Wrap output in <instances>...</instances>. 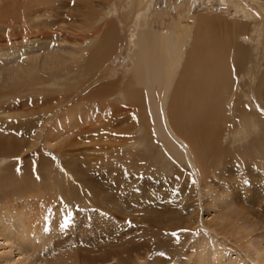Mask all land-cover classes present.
Returning <instances> with one entry per match:
<instances>
[{
	"label": "bare ground",
	"instance_id": "1",
	"mask_svg": "<svg viewBox=\"0 0 264 264\" xmlns=\"http://www.w3.org/2000/svg\"><path fill=\"white\" fill-rule=\"evenodd\" d=\"M125 1L0 0V101L6 100L5 104L0 103L2 105L0 106V158L7 159H4L5 163L0 160V164L8 162V168L15 166L20 162L14 161L15 157L32 149L31 158H39V167L45 168L49 165V170L43 169L37 177L41 181L51 184L53 170L57 168L55 164L59 163L58 165L64 166L65 174L62 175V179L67 184V187H62V185L59 186L55 183L59 190H56L54 198L63 199V205L55 211L54 227L45 218L39 215L31 216L29 215L30 212L26 210L23 212L24 217L19 219L16 224L11 225L6 222L7 213L0 212V235L8 240L20 239L29 248H26V251L41 259H46L51 255L48 261L49 264H105L107 262L108 264H133L141 260L139 258L149 259L148 263L166 264L167 262H174L175 255L173 253L168 254V256L173 257L168 261H162L158 250L166 249L179 253L183 246L188 243L189 238L198 232L201 236L191 244L188 243L189 250L184 255V260L188 261L189 255L195 254L197 264H221L219 259L213 260L212 258V246L217 241L215 236L219 235L217 229H220L221 233L225 235H231L230 228L239 226L238 237L231 236H234L243 248H247L245 243L248 246V241L251 242L252 239L246 238V236L254 231V225H250L245 217L249 216L247 214L251 212L253 204L248 199L242 200L241 203L230 201L225 213L208 220L209 223L215 224V228L204 224L207 232L199 229L196 223L200 221L199 210L202 205L207 211L211 210L210 208L214 210L212 206L214 201L211 195L216 194V190L210 191L208 188L211 180L207 178L208 174L205 170L209 168L207 167L208 159L216 153L217 145L213 138L222 137L221 133L225 135L227 133L225 131L229 132L225 127V125H229L226 117L227 110L224 109L222 102L237 97L240 102V104L237 103V110L240 115L246 110L251 111L246 108V103L242 104L247 96L245 91L242 92L236 89L238 85H235V83L238 81L234 82L231 70L234 69L237 74L238 69L241 70L246 67L243 66L239 54L244 55L246 50L259 48L261 50L260 54L264 56V0H220L227 6H234L236 13H238L237 16L241 14L243 18L239 19L235 18V15L231 16L230 20L226 22L225 31L220 33L219 40H200L203 36L202 31L197 29L191 32L192 30L187 25L181 27L178 35H172L170 32L173 33V31L168 32L167 28L162 29L163 31L161 30L158 34L156 32V36H153L150 32L148 33L152 37L150 39L143 36L147 35L146 33L139 37V34L130 28L129 38L125 34V44L136 45L138 39V41L141 40L139 42L154 46L156 49L158 64L161 67V71L157 72V75L159 74L157 78L158 88L153 95L157 102L167 91L168 85H171L169 83L172 81L175 72L180 71L181 67L184 66L182 64L179 68L181 60L186 57V61L183 59L185 66L178 74V80L171 82L174 84L172 86V89L173 87L174 89L171 91L173 96L171 93L168 94L172 97L170 99L169 96V100L173 101L170 104L168 99L166 100L167 105L169 103L170 112H168L169 109L166 110V113H168L162 123L168 129L166 131L167 135L171 137V143L178 144L180 149L178 153L182 154L183 158L185 157L191 169H193L192 162L194 161V170L196 166L200 183L197 181L195 183L191 179L193 177L185 173L184 170L186 169H183L185 166L180 167L178 165L180 162L177 163V168L171 167L170 173L166 174H162L159 168H154V164L163 156V152L159 147L164 142L156 141V132L152 121L144 120V97H141L142 94L137 90L119 89L115 91L114 98H110V96L109 99L121 105L112 107L109 105L110 103L108 104L109 99L103 93L110 86L108 82L109 84H106L109 86L104 83L100 84L99 88L90 90L89 94L86 95V99L97 93V91H101L100 102L104 98L106 102L97 109L99 112L97 110L96 112L100 113L102 110L100 113L102 114L103 109H106L112 111L113 117L126 115L127 118L135 121L130 132L142 126L143 132H146L147 143L148 141L151 142L147 144L149 145L148 150L144 153L135 151L120 152L122 144L136 141L134 136L130 139L125 137L129 129L126 133L122 132L121 136L118 135L115 140L110 139L111 142L107 140V144L97 143L96 141L93 148L96 153L100 154L97 156L101 158L97 159V163H106V154L102 153L105 151L108 157H111L110 153L113 154L112 158L115 165L109 166L111 167L109 172L112 176L107 175L104 183L102 181L99 182L101 184L98 182L94 184L88 180L89 178L74 177L77 174L76 170L79 167V162L83 158L79 157L75 163L69 164L67 160L59 162L57 158L52 157L56 156L58 152H61L63 156H77L74 151L77 152L81 143L78 136L90 130L84 124L92 118L90 117L92 105L91 107L89 105L85 106L86 109L81 107L84 101H86V105L88 103V100H83L82 97L71 104L72 100H76L78 95L74 91L75 84L64 82L75 79L69 76L71 73L77 72L80 57L84 55V51H87V49H83L87 45H91L89 43L94 42L96 44L94 50L100 47L101 50L109 49L114 43L116 45L117 38H120V35L117 37V31H120L118 28L121 27L123 31H126L132 25L136 29L138 27L146 29L147 26L152 27L154 25L152 21L147 22L148 15H146L150 10L149 7L154 3L153 0H130L128 10H124ZM68 4L70 6L67 8ZM98 4L101 6L100 11L96 8ZM97 7L99 8V5ZM119 9H122V12H118ZM114 12L118 13L116 17L120 24H115ZM140 18L141 21H146L145 25L140 24ZM155 22L157 23V21ZM188 37H191L192 41L191 47L187 50L185 49V40ZM120 40L121 38L118 43ZM245 43L247 44L244 48ZM91 53L93 56L95 51H91ZM166 54L168 56L167 65L163 63L162 59ZM154 56L156 58V55ZM178 68L179 70H177ZM259 68L260 65L257 66V69ZM247 70V73L242 76L248 79L251 71L249 72V67H247ZM178 75H175V77ZM235 78H238L237 75ZM249 78L251 80L253 76ZM64 79L65 81H63ZM259 85L260 83L257 84V88L261 89ZM71 92H75L76 96H72ZM249 93H253L251 89ZM25 95L27 96L26 100L22 99ZM89 109L91 110L89 111ZM137 109L139 117L135 120L132 116ZM251 115L255 116L258 121L252 117L253 121H250V126L253 129L257 128L255 131L261 128L263 132L261 136H264L263 126L258 125L263 124L264 120L255 113ZM95 117H97V114ZM20 118L22 119L18 121ZM113 119L117 120L118 118ZM121 120L124 121L123 118ZM239 122H237L239 125L236 130L230 127L232 130L229 133H232L234 141L231 139L230 142L225 143L226 150L232 146L235 140L246 139L249 136L248 133H251L247 121L241 120ZM115 134L117 135V133ZM29 135H31V138H25ZM59 138H62L61 141L58 140ZM222 140L224 141L223 138ZM53 141L55 142L51 145ZM66 141L67 143H65ZM261 142L263 144L260 145L264 148V141ZM38 147L41 148L38 149ZM50 147H53V149L49 152ZM46 150L49 155H47ZM27 155L25 154L23 158ZM227 156L226 153L224 161L221 159L223 157H220L219 164L217 163L218 166L222 168L228 166L223 164L229 159ZM29 159L28 157L25 160V171L27 173L28 170L29 176H33L31 170L37 172V167L30 168V165L28 166ZM168 162H171V160ZM94 163L96 167L97 163ZM94 163L92 162V165ZM235 163L241 164L240 161ZM243 165L246 170L251 166V162L248 161ZM73 168L75 174L72 171ZM129 168H134V173L129 171ZM98 173H103L102 169ZM223 174L224 172L221 169L218 170L219 176ZM166 175L169 176L170 180ZM32 176L31 178H33ZM98 176L102 177L103 175L99 174ZM186 176L189 179L188 181L185 179ZM120 178L123 180H120ZM179 182L181 184H176ZM45 185L48 184H35V189L33 188L32 192L29 193L40 191L44 189L42 186ZM221 195L218 194L216 199L220 201L218 205L222 207L225 205L222 203L225 199ZM241 198L243 199V197ZM228 201L226 200V202ZM76 202H83V204L80 207H75ZM98 218H102L104 223L109 222L107 226L110 231L109 235L104 229L97 230L98 227L94 220ZM87 221L90 222L86 227L88 231L83 233L85 229L78 227L83 226ZM132 221L141 224L139 228H145L144 223L147 226V231H149V233H145L153 234L154 247L151 255H149L151 257L145 258L131 253L126 237L132 228L126 226H129L127 225L129 222L132 224ZM77 229L80 232L78 238L75 236ZM42 230L49 233L48 246H42L34 238ZM53 230L64 232L62 238L58 240L59 243L64 242L61 246L64 249L63 251L57 250L55 247L56 232H53ZM96 233L103 234H100V236H107V245L102 248L96 246L94 239ZM29 235H33V237ZM162 236H165L167 240L164 241ZM222 238V241H218L220 247L223 246L224 242L229 241L224 236ZM101 240L105 239L101 238ZM231 244L237 247L234 243ZM72 245L76 246L75 251L68 252L69 254L62 253ZM137 246L149 247L146 242H139ZM150 246H152V242H150ZM252 247L253 249L250 248L249 252L246 253L247 255L243 257L239 253V256L232 261H239V264H264V250L258 249L259 246L256 247L255 244H252ZM243 248L240 247L239 249L243 250ZM88 251H90L89 254H87ZM134 258H136V261ZM227 264L232 263L230 261Z\"/></svg>",
	"mask_w": 264,
	"mask_h": 264
},
{
	"label": "rangeland",
	"instance_id": "2",
	"mask_svg": "<svg viewBox=\"0 0 264 264\" xmlns=\"http://www.w3.org/2000/svg\"><path fill=\"white\" fill-rule=\"evenodd\" d=\"M125 2L126 4L124 5V10H128L129 9L128 4H130L131 1L126 0ZM152 2H154L152 4L153 7L152 6L149 7L150 10H148V13L146 14L148 15L147 22H150V21L154 22L153 23L154 25L152 27L147 26L146 29L142 27H138L136 29V27L132 25L133 27L129 26L126 29V31L125 30L123 31L121 27L119 26L120 28H118V30L120 31H117V37L118 35H120L121 40L118 43L120 39L118 37L116 41V45L114 43L113 44L114 46L112 45L109 49L101 50V47H100L94 50L96 48V44H94V42L89 43L91 45H87L83 49V50L87 49V51H84V53L82 52L85 56L82 55V57H80V62H79V67L77 68V72L73 74L71 73L70 76L68 75L69 77H74L75 79L67 80V81H65V79L63 80L65 81L64 83H67V84L74 83L75 84L74 91H76L78 95H77L76 100L75 99L72 100L71 104L76 102L79 98L82 97L83 100H88L87 101L88 103L86 105V101H84L82 103L83 106L81 107L85 108V106H88V105L91 107L92 105V113L90 117H92L93 120H91L92 119L91 118L90 119L91 121L89 120L87 121L86 124H84V126L86 128H89L90 130L82 134H79L78 136L80 138L79 141L81 140L80 141L81 143L78 146L77 152L76 150L74 151L77 154V156H68V155L63 156L61 152L56 153V156H52L54 158H57L59 162H61L62 160H67L69 164L75 163L79 157L83 158L85 162L83 161V159L82 160L80 159L82 162L81 161L79 162V167L76 170L77 174H75V169L74 168H73L74 170L72 169V171H74V174H75L74 177H86L87 179L89 178L88 180H90V182L95 184L97 182L99 183L102 181H103L102 183H104L105 177L107 175H111V173L109 172L110 168L115 165V162L113 161V158H112L113 154L110 153L109 155L111 157H108V154L105 151L102 152L106 154V161H105L106 163H103V164L101 162L97 163V159H101V158L98 157L100 154L96 153V151H94V148H93V146L96 144V141L97 143L107 144V140H109L108 142H111L110 139L115 140L118 135L121 136L122 132L126 133V131H128L129 129V131L125 134V137L130 139L132 136H134V138H136V141L129 142L127 144H122L120 147V152H127V151L134 152L135 151L137 153L138 152L144 153L145 151L148 150L149 145L147 144L151 142V141H148L147 143L146 132H143L142 126L130 132V129L134 125L135 121L130 120L129 118H127L126 115H124L123 117L121 115H117L113 117L114 114L112 113V111L111 110L108 111L106 109H103L102 114H100L102 110L100 113H98L99 111L97 109H99V107H101L106 102L104 100L105 99L104 97H103L104 99L101 101L102 103L100 102L101 99H99V96H101L100 95L101 91L99 92L97 91V93H95L94 95L86 99V95L89 94L90 90L92 91L94 88L97 89V87L100 84H104V83L106 84L109 82L110 84L109 83L108 84L110 86L106 84V86H109V87L103 91L104 96H106V98L108 99L110 96H111L110 98H112L114 96L115 91L119 89L137 90L139 91L140 94H142L141 97L142 96L144 97V100H145L144 101L145 106L143 107V111L145 113L144 120L152 121L153 128L156 132V141L164 142V144L162 145L160 144V147H159L163 152V156L161 157L160 160H158L157 163L154 162L155 163L154 168L157 167L161 170L162 174H166V173H170L169 170L171 169V167L177 168V163L180 162L181 165L180 164L178 165L180 167L185 166V168H183V169H186L184 170L186 171L185 173L190 174L191 177H193L191 179L194 180V182L197 181L198 183H200L199 173L196 171L197 170L196 166L194 170V161L192 162L193 169H191V166L188 165L189 162L185 159V157L183 158L181 156L182 154L180 155V153H178L180 152L178 144L171 143V137L167 135V131H166L168 129L166 126L165 128L162 123V121H164V117H166L167 113L170 112L169 103L171 104V102L173 101V100H169V96H170V99H172L171 91H173L174 89V87L172 89V86H174V84L171 82L178 80L179 78L178 74H180L183 67L185 66L184 62L186 61L185 60L186 57L183 58L185 61L183 59L181 60L179 68L182 64H184V66L181 67L180 71L175 72V75H178V76L175 77L174 75L173 79L174 78L175 79L174 80L172 79V81L169 83L171 85H168L167 91L165 92L162 98L159 97L160 100L157 102L153 95L156 93L155 91H157L156 89L158 88L157 78L159 74L157 75V72L159 73V70L161 71V67L158 64L159 60H158V55L156 53V49L154 46H151L149 44H144L143 42H139L141 40L138 41V39H137L136 45L125 44L124 43L125 34H127L129 38L130 36L129 30L131 28L135 30L137 34H139V37L146 33L147 35H143V36H147L148 39H150L152 37L148 33L151 32L153 36H156V34H158V32H161L162 29L165 30L167 28L168 32L173 31V33L170 32L172 35H178V32L181 31V27L183 28V26L187 25L192 30L191 32H194L197 29H200V31H202L203 36H202V39L200 40H203V41H211L210 39L219 40L221 37L220 33L225 31V28L227 25L226 22L230 20V17L235 15V18L242 19L243 16L241 14L237 16L238 13H236L234 6H231V5L227 6L220 0H153ZM98 5H99V8L97 7ZM98 5L96 6V8L100 11L101 6L100 4ZM69 6L70 4L67 5V8ZM118 12H122V9H119ZM117 14H118L117 12H114L113 14L114 19L116 20L115 24L116 23L120 24L117 21V17H116ZM139 20L141 21V18ZM155 21H157V23ZM141 22H140L141 25L146 24V21H141ZM225 38L227 39V37ZM185 41H186L185 49L188 50V48L191 47L192 39L191 37H188L186 38ZM246 44L247 43L244 44V48ZM248 44L253 45L250 43ZM140 46L141 48L138 49V47ZM259 46L262 47L261 45ZM259 50H260L259 48H255L251 50L249 49L248 51L247 50L245 51L244 55H241V53H239L240 60L243 62V66L245 65L246 67L241 70L238 69L237 74L234 71V69L231 70V73H232L231 75H233L234 82L236 81L239 82V83L238 82L235 83V85H238L236 89H239V91H242V92L245 91V94L247 96L246 100L243 101L242 104L246 103L247 105L246 108L250 109L251 111L246 110L243 112V114L240 115L239 111L237 110V103L240 104L237 97H233L230 101L226 102L225 100L222 102L224 109L227 110L226 117L228 118L227 122L229 123V125L227 126L225 125L226 129H228L229 132H231L230 130H232V128L230 127H233L234 130H236L240 123L239 121L245 120L249 124L251 133L250 132L248 133L249 136L246 139H243L241 141L235 140V142L232 144L230 148H228V150L225 149V143L227 144V142L228 141L230 142L231 139L232 141H234L233 140L234 137L232 136V133L225 131L227 132L226 133L227 135L226 134L224 135V133H221L222 137L218 136L217 138H213V141L217 145V149H216L215 155L213 157L211 156V158H209L207 161V164H208L207 167H209L210 169L208 168L207 170H205V172L208 174L207 178L211 180V182H209L208 184V188L210 189V191L216 190V194L211 195V198L214 201L212 202V206L214 210L210 208L211 210L208 209L209 211H207L206 209H204L203 205L201 206L199 210L200 211V221L199 223H196V226L199 227V229L206 231L204 224H207L211 228H215L216 227L215 224L209 223L208 220L215 218L222 213H225L226 209L229 207L230 201L233 203L234 202L241 203L242 200L248 199L253 204V208L251 212H248L247 214L249 216L245 217V219L248 220V223L250 225H254V231L249 233V235L246 236V238L252 239L251 242L248 241L249 243L248 246H247V243H245V246L247 248L245 247L243 248L239 244V241L235 238L236 236L238 237L237 232H239V226H234L230 228L231 230L229 229L231 231L230 234L235 235V237L231 235H225L221 233L220 229H217V232L219 235L215 236L217 238V241L214 242L212 246V255H213L212 258L213 260L219 259L221 261V264H224V263L227 264L230 261L232 264H239V261H232V260L236 259L239 256V253L243 257L244 255H247L246 253L249 252V249L250 248L253 249L252 244L253 245L255 244L256 247L259 246L258 249L264 250V148L260 145V144H263L261 141L262 140L264 141V136H261L263 134L261 128L255 131L257 128L253 129V127L250 126V121H253L251 119L252 117L253 119L257 120L255 116L251 115L252 113L257 114L258 116L262 117V120H264V84H263L264 83V56L260 54L261 50L260 51ZM91 51H95V53H93L94 57L92 56ZM154 55H156V58ZM167 58H168L167 54L166 56L164 55V57L162 58L163 63L165 65H167L166 62H168ZM254 58L258 60H255ZM155 61L157 64L155 63ZM256 65L257 66L260 65V68L257 69ZM247 67H249V72L251 71L249 73L250 76L248 74L247 75L249 77L253 76L251 80H249L250 78L248 76H247L248 79L242 76L244 73H247L248 71ZM179 68L177 70H179ZM236 75L240 80L238 78H237L238 80L235 78ZM221 76H222V72H221ZM258 83H260L259 87L261 89L257 88ZM168 89L170 90V92ZM250 89L253 92L252 94L249 93ZM262 90H263V93H262ZM235 92L236 91L234 90V93ZM168 93L169 94L171 93V95H169ZM71 94L72 96H76L75 92H71ZM225 94L227 95V93ZM96 96H98V98H96ZM26 97L27 96L25 95L22 99L26 100ZM94 98L95 100H93ZM234 98H236L237 100H235ZM97 99H99L98 102H96ZM167 99L169 101L168 105L166 101ZM110 101L112 100L109 99L108 104L110 103L109 105H111L112 107H119L121 105L118 102L116 103V101L115 102L114 101L110 102ZM0 103L2 105L5 104L6 100H2L0 101ZM90 110L91 109H89V111ZM96 110L98 112H96ZM166 110H168L167 113H166ZM134 112L136 114L133 113V116L132 114L131 116L136 120L137 117H139V113H138L139 111L137 109ZM95 113L97 114V117H95L96 116ZM161 113L163 114V116ZM113 118H116V119L118 118V119L114 120ZM122 118L124 119V121L121 120ZM21 119L22 118H20L18 121H20ZM146 119H150V120H146ZM237 122L239 123L237 124ZM258 125H261L264 128V123L258 124ZM115 133H117V135ZM14 134H16V132H14ZM25 138L27 139L31 138V135ZM222 138L224 139V141L222 140ZM61 139L62 138H59L58 140L61 141ZM54 142L55 141H53L51 145H53ZM65 143H67V141ZM37 145H36V148H37ZM39 148L41 147H38V149ZM38 149H33V150H38ZM49 149H50L49 150L50 152L53 149V147H50ZM31 150L32 149L26 151L20 156H16L14 161H20V162L19 164L15 166L8 168V162L6 164H0V212L7 213L6 222L11 225L16 224V222L19 219L23 218L24 217L23 212L26 210L30 212L29 215L31 216L39 215L45 218V220H48L51 226L54 227L55 216H56L55 211L59 210V206L63 205V199L54 198V195L56 194V190H59L55 186V183L59 186L62 185V187H67V184L62 179L63 178L62 175L65 174L64 166L62 167V165L60 166L58 165L59 163H56L55 165L57 166V168L53 170V174H52L53 178L51 180V184L48 182H43L37 176L39 173H41L43 169L49 170V165H47L45 168L39 167V158H33V157L31 158V155H32ZM49 152L48 151L46 152L47 155H49ZM226 153L228 154L227 157L229 159H227L226 162L223 164H227L228 166L227 167L225 166L226 168L225 167L222 168L221 166H218L219 164L218 160L220 159V157H223L221 159L222 161H224L226 157ZM25 154H28V155L25 158H23ZM28 157L30 158L29 159L30 163L27 162L28 166L30 165V168L37 167V172H35V170H31V173L33 174V176L32 175L31 176L33 178L29 176L30 173L28 170H27V173L25 171V164H26L25 160ZM4 159L7 160L6 158H0V160L3 161V163H5ZM170 160L171 162H168ZM236 161L238 163L240 161L241 164H236L235 163ZM248 161L251 162V166L245 170L243 164L247 163ZM92 162L97 163L96 167H95V163L92 165ZM101 169L103 173H98V171ZM220 169L224 172L222 176L218 175V170ZM128 170L131 171L132 173H134L133 171H135L134 168H129ZM99 174L103 176L100 177L98 176ZM166 176L167 178L169 177L168 175ZM168 179L170 180V178ZM185 179H187V181L189 180L187 176L185 177ZM120 180H123V179L120 178ZM40 183H45L48 185L42 186L44 187V189L40 191H33V193H29V192H32L33 188L35 189V184H40ZM176 184H181V182L176 183ZM220 187H222V189H220ZM255 191H256V194H255ZM199 193H200V189H199ZM218 194H222L221 195L222 198L225 199V201L222 202L225 205L222 207L218 205L220 204V201L216 199ZM199 196L201 197V195ZM241 197H243V199ZM227 198H230V199H227ZM226 200H229V201L226 202ZM199 203H201V201H199ZM82 204L83 202H76L75 207L77 206L80 207ZM242 213L243 212L241 211V214ZM79 216L81 217V215ZM88 223L90 224V222L87 221L85 224H83V226L78 227V228L83 227V229H85L83 230V233H86L88 231V229L86 230V227L89 225ZM94 223L97 224V227H98L97 230L104 229L107 231V235H109L110 231L107 228V226L109 225V222L104 223L102 218L101 219L98 218L94 220ZM127 225L129 226H126V227L132 228L131 232L126 237L128 241V247L130 248L131 253L135 256L136 255L143 256L145 258L151 257L149 255H151V252L154 247V240L152 239L153 234H146V233H149V231H147V226L144 225V223H143V226L145 228H139L141 227V224H139L138 222L135 223L133 221H132V224L131 222H129ZM53 232H56V231L53 230ZM63 233H64L63 231L57 230L56 236L54 238L55 247L57 250H60V251L64 250L63 247H61L64 242L62 243L58 242V240L62 238ZM76 233L77 234L75 236L79 237L80 232L78 231V229ZM100 234L102 233H98V234L96 233L94 239H95L96 246L99 248H102L103 246L107 245L106 243L107 236H102L103 235L102 234L101 235L102 237H101ZM143 234H146V235H143ZM29 236L33 237V235H29ZM199 236H201L200 233L196 232V234L193 237L189 238L188 243L191 244V242L196 240ZM222 236L226 237L230 242L226 241L223 243V246L220 247L218 244V241L223 240ZM96 237L98 238V240H96L97 239ZM34 238L42 246H46L49 240V233H45V231L42 230L36 236H34ZM101 238L102 239L104 238L105 240H101ZM162 239L164 241L167 240L165 236H162ZM16 240L14 239L8 240L2 235H0V264H49L48 261L50 260L51 255H49L48 258L46 259H41L37 257L35 254L30 253L29 251H26V248L28 247L24 244L23 241H21L20 239H16ZM139 242H146L148 243L149 247H138L137 243ZM150 242H152V246H150ZM188 243H186L183 246V249L179 253H174L166 249L162 251L158 250V253L160 254V259H162V261H168L170 258L173 257V256H168V254L173 253L176 259L174 260V262L172 263L167 262L166 264H197V259H196L195 254L189 255L188 261L184 260V255L189 250ZM231 243H234L235 245H237V247L232 246ZM78 246L80 247V245ZM240 247L243 248V250L239 249ZM75 250H76V246L72 245L70 248H67L66 251L62 253L69 254L68 252L72 253ZM89 253L90 251L87 252V254ZM134 259L136 261V258ZM139 259L141 260L136 261L133 264H153V263H148L149 259H143V258H139ZM67 261L70 262L69 259H67ZM105 264H108V262Z\"/></svg>",
	"mask_w": 264,
	"mask_h": 264
},
{
	"label": "snow or ice",
	"instance_id": "3",
	"mask_svg": "<svg viewBox=\"0 0 264 264\" xmlns=\"http://www.w3.org/2000/svg\"><path fill=\"white\" fill-rule=\"evenodd\" d=\"M182 231H187V230H182Z\"/></svg>",
	"mask_w": 264,
	"mask_h": 264
}]
</instances>
